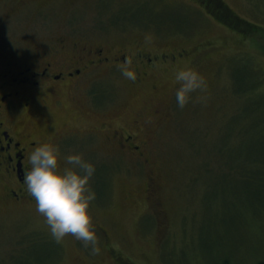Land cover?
Wrapping results in <instances>:
<instances>
[{
  "label": "rangeland",
  "instance_id": "1",
  "mask_svg": "<svg viewBox=\"0 0 264 264\" xmlns=\"http://www.w3.org/2000/svg\"><path fill=\"white\" fill-rule=\"evenodd\" d=\"M223 1L242 19L264 27V0ZM56 2L63 6L21 7L15 16L16 4L0 2V47L46 42L71 31L109 46L184 55L159 65L141 83L114 67L98 83L103 113L119 112L122 122L151 117L154 108L161 112V123L152 120L147 143L138 150L146 159L114 151L103 135L68 146L66 153L82 152L95 164L89 212L99 251L71 233L56 240L35 204L1 200L0 264H23L17 257L22 242L37 236L58 249L38 241V254L28 250L30 264H253L264 259V39L254 35L259 29L230 27L193 0ZM181 67L197 69L207 81V88L191 93L182 108L174 81ZM53 113L52 125L73 117L65 105ZM83 120L100 121L92 114L74 124Z\"/></svg>",
  "mask_w": 264,
  "mask_h": 264
},
{
  "label": "flooded vegetation",
  "instance_id": "2",
  "mask_svg": "<svg viewBox=\"0 0 264 264\" xmlns=\"http://www.w3.org/2000/svg\"><path fill=\"white\" fill-rule=\"evenodd\" d=\"M56 1L0 0L19 7L12 10L14 16L21 7L30 11L34 5L63 6ZM65 1L74 5L78 0ZM207 3L203 4L206 8ZM50 39L0 47V201L8 205H36L24 177L31 167L29 151L37 143H54L62 156L71 144L103 135L114 151L146 159L138 150L147 143L152 120L161 123V112L154 108L151 117L122 122L119 112L103 113L104 92L98 83L111 67L121 71L120 64L127 56L132 57L137 73L134 81L141 83L159 65L184 55L179 51H151L145 46H109L71 31ZM64 105L73 111V117L52 125L55 107ZM92 114L99 116L97 124L84 120L74 124L81 117L91 119Z\"/></svg>",
  "mask_w": 264,
  "mask_h": 264
},
{
  "label": "clouds",
  "instance_id": "3",
  "mask_svg": "<svg viewBox=\"0 0 264 264\" xmlns=\"http://www.w3.org/2000/svg\"><path fill=\"white\" fill-rule=\"evenodd\" d=\"M132 64L131 56L120 64L122 75L129 80L137 78ZM174 81L178 85L176 102L181 108L192 98L191 93L207 88L206 78L193 67L176 70ZM62 158L63 167L59 163V148L52 142L34 145L28 154L31 167L24 177L27 189L35 197L36 210L43 215L56 240L71 233L85 246L91 245L93 252H98L97 235L89 212L90 202L95 199V191L89 183L95 164L85 159L82 152L69 151Z\"/></svg>",
  "mask_w": 264,
  "mask_h": 264
},
{
  "label": "trees",
  "instance_id": "4",
  "mask_svg": "<svg viewBox=\"0 0 264 264\" xmlns=\"http://www.w3.org/2000/svg\"><path fill=\"white\" fill-rule=\"evenodd\" d=\"M193 1L197 5L198 9H203V11H205L207 14L216 17L218 20L224 22L225 24H227L230 27H236L237 29L239 28L238 30L243 29V30H248V31L257 30L256 28H258L259 30H257L254 33V35L256 36L258 34V35L262 36V38L264 39V27L258 26L256 24H253L252 22H249L247 20L242 19L228 5H226V3L223 0H193ZM204 1L208 2L207 8L209 10H206L207 8L205 7V5H203L205 3ZM263 103H264V100H263ZM38 237L39 236H37L36 238H32L28 241H25L24 243H26V246L22 242L23 248H21L22 250L18 253L17 257H19V259H21L23 261V264H30L32 259H33L32 256L28 253L29 249L32 248L31 250L34 253L38 254L34 248L35 246H37L38 241L42 242V243L48 241L49 243H51L53 245L52 251L55 248L58 249V246L56 243L54 244V242L49 241L46 238H43L42 236H40V238H38ZM49 252L51 253V251L48 249V254H49ZM42 258H44V257H42ZM35 259L37 261H41V260H39V256H35ZM226 261H227V259H226ZM224 264H240V263L227 261ZM253 264H264V259H258Z\"/></svg>",
  "mask_w": 264,
  "mask_h": 264
}]
</instances>
